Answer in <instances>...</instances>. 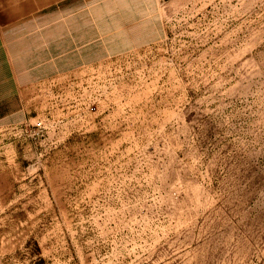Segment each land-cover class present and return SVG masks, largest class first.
I'll use <instances>...</instances> for the list:
<instances>
[{
    "label": "rangeland",
    "instance_id": "1",
    "mask_svg": "<svg viewBox=\"0 0 264 264\" xmlns=\"http://www.w3.org/2000/svg\"><path fill=\"white\" fill-rule=\"evenodd\" d=\"M61 3L0 0V264H264V0L67 64Z\"/></svg>",
    "mask_w": 264,
    "mask_h": 264
},
{
    "label": "crops",
    "instance_id": "2",
    "mask_svg": "<svg viewBox=\"0 0 264 264\" xmlns=\"http://www.w3.org/2000/svg\"><path fill=\"white\" fill-rule=\"evenodd\" d=\"M171 1L173 0H61L64 17L60 29L61 46H56L55 50L63 49L62 52L68 57L61 61L72 63L74 60H70V54L88 45L85 43V34H94L93 40H106L108 44L105 46L109 48L106 53H112L114 41L120 40L114 34L126 35L135 22L144 23L147 18H155L159 8ZM124 40L127 41V37ZM95 44L96 47L98 43Z\"/></svg>",
    "mask_w": 264,
    "mask_h": 264
},
{
    "label": "built area",
    "instance_id": "3",
    "mask_svg": "<svg viewBox=\"0 0 264 264\" xmlns=\"http://www.w3.org/2000/svg\"><path fill=\"white\" fill-rule=\"evenodd\" d=\"M40 125H41V123H40V122H38V123H37V126H40Z\"/></svg>",
    "mask_w": 264,
    "mask_h": 264
}]
</instances>
